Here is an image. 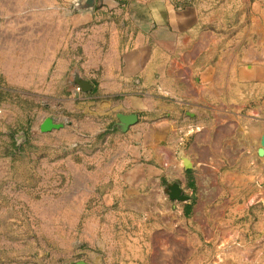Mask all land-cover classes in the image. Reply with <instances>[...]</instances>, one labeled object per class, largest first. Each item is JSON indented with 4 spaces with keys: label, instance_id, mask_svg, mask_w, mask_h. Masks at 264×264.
I'll list each match as a JSON object with an SVG mask.
<instances>
[{
    "label": "crops",
    "instance_id": "1",
    "mask_svg": "<svg viewBox=\"0 0 264 264\" xmlns=\"http://www.w3.org/2000/svg\"><path fill=\"white\" fill-rule=\"evenodd\" d=\"M103 2L118 15L112 27L85 10L65 27L41 11L1 16L0 70L22 93L32 84L38 130L51 117L63 127L42 134L122 139L119 184L130 204L140 189L175 183L196 190L195 217H242L264 202V0ZM80 80L88 90L77 93ZM125 115L136 123L126 127ZM144 193L139 208L151 211L154 193Z\"/></svg>",
    "mask_w": 264,
    "mask_h": 264
},
{
    "label": "rangeland",
    "instance_id": "2",
    "mask_svg": "<svg viewBox=\"0 0 264 264\" xmlns=\"http://www.w3.org/2000/svg\"><path fill=\"white\" fill-rule=\"evenodd\" d=\"M114 8L103 0H0V22L41 11L65 27L85 10L98 12L93 25L112 27ZM32 21L21 22L30 37ZM28 86L16 90L0 70V264H264V202L242 217L207 211L210 219L191 213L193 189L191 210L170 204L166 189H140L130 204L119 184L123 140L108 131L42 134V107ZM144 192L154 193L151 211L139 208Z\"/></svg>",
    "mask_w": 264,
    "mask_h": 264
},
{
    "label": "water",
    "instance_id": "3",
    "mask_svg": "<svg viewBox=\"0 0 264 264\" xmlns=\"http://www.w3.org/2000/svg\"><path fill=\"white\" fill-rule=\"evenodd\" d=\"M89 3H92V2L90 1ZM77 84H79L84 91L88 90V88L86 87L88 85L87 81L80 80V81H78ZM121 120L126 124V127H128V126L136 123L137 117H136V115H125V116H121ZM61 127H63V124L56 123L53 118L48 117L43 121V123L40 127V130L43 133H48V132H51L55 129H60ZM261 144H262V147L260 148L259 152L261 155H264V135L262 137ZM167 193L169 194V197L172 200H178V201H185L186 202L190 199V196L184 193L183 189L180 187V185L178 183H175L172 186H170Z\"/></svg>",
    "mask_w": 264,
    "mask_h": 264
},
{
    "label": "built area",
    "instance_id": "4",
    "mask_svg": "<svg viewBox=\"0 0 264 264\" xmlns=\"http://www.w3.org/2000/svg\"><path fill=\"white\" fill-rule=\"evenodd\" d=\"M75 91L77 92V93H81L82 92V87L78 84V85H76V87H75ZM3 113V107L2 106H0V115ZM181 142H185V137L183 136V137H181ZM183 144V143H182Z\"/></svg>",
    "mask_w": 264,
    "mask_h": 264
}]
</instances>
